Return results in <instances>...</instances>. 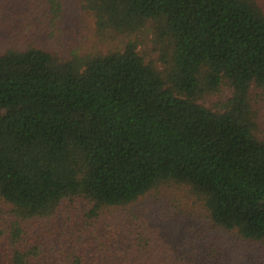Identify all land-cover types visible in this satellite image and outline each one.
I'll use <instances>...</instances> for the list:
<instances>
[{
    "label": "trees",
    "instance_id": "16d2710c",
    "mask_svg": "<svg viewBox=\"0 0 264 264\" xmlns=\"http://www.w3.org/2000/svg\"><path fill=\"white\" fill-rule=\"evenodd\" d=\"M84 4L97 34L118 38L105 53L0 52V264H88L31 234L61 225L78 247L106 210L164 186L205 223L169 248L131 229L114 264H264V0ZM144 30L159 62L138 49ZM224 87L220 109L200 102Z\"/></svg>",
    "mask_w": 264,
    "mask_h": 264
},
{
    "label": "rangeland",
    "instance_id": "374dc122",
    "mask_svg": "<svg viewBox=\"0 0 264 264\" xmlns=\"http://www.w3.org/2000/svg\"><path fill=\"white\" fill-rule=\"evenodd\" d=\"M137 35L140 36L138 49L145 59L159 62L162 46L156 43L157 38L152 31L144 30ZM117 39L97 34L94 17L85 7L84 0H0V52L9 48L38 46L69 58L72 53H105L117 45ZM229 95L230 90L224 87L221 91L206 95L200 102L206 107L220 109ZM258 105L259 114L264 118V95ZM158 191L138 199L128 206L127 211L106 210L92 231L87 228L77 234L87 238L82 239L78 247H75L77 239L73 240L72 236L62 238L61 225L54 231H40L37 236L32 233L33 243L65 251L70 260L76 252L88 264H114L120 251L130 242L131 229L145 227L152 230L154 235L151 244L169 248L183 230L192 233L198 227V221L200 224L205 223L203 214H200V204L188 198L184 188L164 186ZM176 202L179 207H176ZM180 207L185 211L184 214ZM0 211V216L5 217L7 207L1 202ZM190 211L197 212V217L191 218L188 214ZM183 219L185 221H181ZM104 223L109 227L106 237L101 236L105 229Z\"/></svg>",
    "mask_w": 264,
    "mask_h": 264
}]
</instances>
